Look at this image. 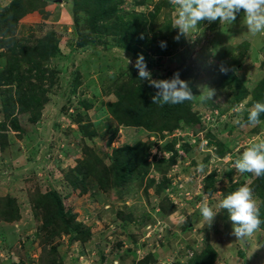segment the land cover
I'll use <instances>...</instances> for the list:
<instances>
[{
	"label": "rangeland",
	"instance_id": "1",
	"mask_svg": "<svg viewBox=\"0 0 264 264\" xmlns=\"http://www.w3.org/2000/svg\"><path fill=\"white\" fill-rule=\"evenodd\" d=\"M15 1L16 21L0 26V207L11 199L17 217L0 220V264H264V226L239 241L227 210L218 207L245 185L258 208L264 203L258 177L232 167L264 141V124L236 122H246L253 105L264 102V90L257 91L264 81V35H250L244 10L231 24L205 20L177 40L178 9L169 0H117L115 14L127 35L106 32L109 20L96 24L95 34L86 0H0V13L10 16ZM83 38L94 44L80 46ZM13 50L20 53L18 65ZM141 55L153 80L179 72L196 96L168 118L171 128L178 120L171 131L162 126L166 119L151 114L138 123L114 107L120 87L129 85L135 97L137 86H150L133 66ZM220 64L241 79V101L237 87L221 86ZM18 86L26 96L17 94ZM204 86L215 90L213 100L199 99ZM27 91L38 97L34 103ZM76 114L87 131L75 124ZM125 145L144 147L146 164L129 182L103 186L113 173L104 170L114 149ZM88 154L101 162L96 175L80 166ZM72 178L80 179L76 188ZM47 193L59 197L72 229L53 238L46 236L43 209L32 203ZM202 205L218 212L211 226Z\"/></svg>",
	"mask_w": 264,
	"mask_h": 264
},
{
	"label": "clouds",
	"instance_id": "2",
	"mask_svg": "<svg viewBox=\"0 0 264 264\" xmlns=\"http://www.w3.org/2000/svg\"><path fill=\"white\" fill-rule=\"evenodd\" d=\"M169 3L178 9L174 22L175 28L179 29L177 40L180 36L187 38L188 34L198 30V25L205 20L209 22L219 20L221 24H231L235 21L236 14L242 9L245 13L244 23L250 35H264V0H169ZM164 46L162 42L161 47ZM127 62L131 63L130 60ZM133 66L138 70L140 80L148 81L151 87L158 90L152 97V104L163 107L167 104H181L196 98L188 82L180 79L179 72L174 73L171 79L153 80L142 55L138 57ZM201 89L206 90L204 94L199 95L201 101L213 100L214 89L207 86ZM262 114H264V102H257L249 110L246 122L239 119L236 122L241 127H256L264 124V121L260 119ZM204 167L203 164L198 165V171L202 172ZM232 167L240 174L248 173L256 177H264V141L254 143L244 150ZM218 207L220 210H227L233 223L232 234L239 241L253 237L264 226L253 191L247 185L228 194L219 202ZM217 213L208 205L200 207V214L208 226H211Z\"/></svg>",
	"mask_w": 264,
	"mask_h": 264
},
{
	"label": "trees",
	"instance_id": "3",
	"mask_svg": "<svg viewBox=\"0 0 264 264\" xmlns=\"http://www.w3.org/2000/svg\"><path fill=\"white\" fill-rule=\"evenodd\" d=\"M73 1H74V4H77L78 2V0H73ZM86 2H87V6L90 7L89 10H92L90 12L91 14H93V20H92L93 27L92 28L94 29L95 34L97 33V30H98L97 29L98 26H95V25L102 21H106V20L107 21L109 20L105 25L106 32L110 31L109 33H111L113 30H115V31H119L120 33L122 32L123 34H126V35L128 34L126 26H124V24L122 26L118 22L119 17L117 16H121L120 13L118 12L117 14H115V8L120 5V3L117 0H86ZM18 4H19V1H15L10 5V8H9L10 10L7 9L9 10V15L11 16V18L10 16H8L7 11L4 14L0 13V26H2L3 24H7V26H12V24H14V22L16 21L15 19L17 18V13L15 12V10H18V6H17ZM121 29H126V30L120 31ZM89 44H94V43H88V41H86L83 38V40H81V43L79 45L82 47H85ZM130 45L132 44L130 43ZM17 55H20L18 51H14L12 54V56L14 57L12 60L14 65H18L21 62L20 57H17ZM21 60L23 59L21 58ZM28 62L29 63L32 62L30 57L28 58ZM31 65L33 68H35L34 63H31ZM221 69H224V65L222 64H220L216 68L217 74H219V77L221 78V80H222V77H224V81H222L221 86L227 87V86H231L232 84L235 87H237L241 94V97H238V96L237 97L241 101V99L243 98L242 96L246 94L245 93L246 89L244 85L240 83L241 79L238 78L236 74L233 73L231 70L226 71L224 69L225 71H222ZM263 83L264 81H260L258 83L260 85L259 87H257V91L261 93H263V90H264ZM29 85L30 86H28L27 84L26 87L33 91L35 85L32 83H30ZM19 87L20 86H18V90L16 91L17 94H20V96L22 97L26 96L24 88L22 92V90ZM132 90H135V89H132ZM157 91H158L157 89L151 86L140 85V86H137L136 96L133 97L132 95H130L131 94L130 86L125 85V88L120 87L121 95L120 94H119L120 96L118 95L119 104H117V106H114V107H116L115 109H119V113H121L122 115H125L127 118H131V121L136 120L135 122H138V123H139L140 118L142 119L145 117L146 119H148V117H150L149 115L151 114H154L156 118L158 119L160 118L162 121L166 119L165 121H163L162 126H164V129L171 131L172 128L178 127V124H177L178 120L177 122L175 121L176 124L174 125V127L172 126V128L170 127L167 120L177 115L178 113L181 114V112H183L185 109V104L184 103L175 104V105L167 104V105H164L163 107L159 106L158 104H152V97L156 94ZM124 92H125V95L123 96ZM26 93H28L29 100L32 103H34L37 100L38 97H36L33 93L31 94L28 91ZM80 106H84V110L88 109V105L85 104L84 102H80ZM113 111L115 112V114H117L116 110H113ZM74 116H75L74 122L75 124L79 126L80 130L87 131L88 130L87 126L83 127V125H80L83 122V117L80 114H76ZM261 116L264 117V114H262ZM263 117H261L260 119H262ZM118 118H122V117L119 116L117 117V119ZM143 125L146 126L145 123H143ZM14 128H18V127L15 126ZM88 136L91 137L92 135H88ZM1 146H2V143H1ZM166 149L168 151L172 150L170 147H166ZM114 150L115 151L113 153L115 154V156L111 155L113 164L109 166L110 170L109 169H107V171L104 170V172L111 171L113 173L111 177H107L105 175L106 180L103 181L104 183L103 186L108 184L109 180L112 181V185L114 186H118L123 183L129 182L130 180L133 179V176H135L134 174L139 173L138 171L139 164H141L142 162L143 164H146V161H147L148 153L144 150V147H138V146L130 147V146L125 145V149L122 151L120 149H114ZM221 155L222 154L219 153V156ZM98 163H101V162H98L97 157L90 156L88 154L86 159L80 163V166L83 168L84 172H88V173L90 172V174H94ZM79 180L80 179L72 178L71 185L74 188H76L80 183ZM256 182H259L262 188L261 190H263L262 193L260 190L259 197H263L264 199V177H258V180H256ZM234 186L236 188L238 187L237 185H234ZM2 201L4 202V205L3 207H0V220L7 221V222L14 220L17 217V209L15 207L14 202L11 201V199H5ZM32 203H34L33 210H36L39 208L43 209V214L45 217L44 219L45 221H47L45 224V228L48 230V234L46 235L48 236V238L49 237L53 238L54 236H58L60 234V231L68 232V230H72L70 229V225H69L70 220L67 217V215L63 213L61 201L55 193H52V194L47 193L46 195L45 194L41 195L40 198L36 199ZM259 212H260V218L264 220V203L260 205ZM57 219L61 221L62 225L61 224L57 225L55 223Z\"/></svg>",
	"mask_w": 264,
	"mask_h": 264
}]
</instances>
